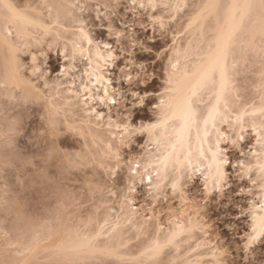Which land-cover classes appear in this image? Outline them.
<instances>
[{"label": "snow or ice", "instance_id": "obj_1", "mask_svg": "<svg viewBox=\"0 0 264 264\" xmlns=\"http://www.w3.org/2000/svg\"><path fill=\"white\" fill-rule=\"evenodd\" d=\"M0 14L12 67L0 89L23 85L46 101L39 138L59 134L61 112L73 115L75 123L64 122L81 150L53 146L39 159L47 165L62 154L95 205L77 243L44 249L47 264H94L117 245L136 249L123 264H227L200 201L222 196L232 176L237 202L219 227L236 234L248 264L264 241V0H0ZM34 175L53 182L43 168ZM196 178L199 201L188 187ZM169 196L172 206L158 210ZM80 204L67 190L59 200L61 208ZM190 204L198 211L183 212ZM40 245L37 232L17 255Z\"/></svg>", "mask_w": 264, "mask_h": 264}, {"label": "rangeland", "instance_id": "obj_2", "mask_svg": "<svg viewBox=\"0 0 264 264\" xmlns=\"http://www.w3.org/2000/svg\"><path fill=\"white\" fill-rule=\"evenodd\" d=\"M31 3L38 6L40 0H31ZM88 17L93 30H95V22L91 12L88 13ZM0 49H2V51L0 50V83H9L10 78L7 77V80L6 76L3 75L5 72L4 65L9 64V61L6 62L9 59V51L1 44ZM20 60H24L22 55ZM58 63L57 54L53 50L48 56V64L54 68ZM21 75H23V70H21ZM2 78L5 79L4 82H1ZM9 92H14L17 97L11 103L4 99ZM47 115L46 101L37 97L27 87L22 85L21 88L15 90L12 88L0 89V198H2L0 200V264H47L48 253L44 251L46 249L44 245L47 244L45 239L48 232L53 228L55 231L59 230L61 225L62 230L68 227L77 230L84 216L92 215L95 211L93 202L84 198L80 187L68 177V173L65 171L67 165L62 154L55 155L47 165L39 159L46 157L53 146L67 152L81 150L79 137L70 133L65 126L64 118L66 115L69 123H73L75 120L73 115L67 112H61L58 117V135L39 138L42 131L41 126H47ZM148 115L150 113H144V117ZM26 130L30 135H24ZM29 159L33 160V164L36 165L35 168L26 163ZM248 162L252 163V161ZM41 168L44 169V175L52 178V183L34 175ZM18 176L27 178L23 185L17 183ZM199 184L200 180L196 178L188 185L193 199L198 201L199 190L197 188ZM239 184V178L232 176L228 180L222 196L209 199L206 204L200 201L202 219L208 220L209 225H211L210 235L212 239L219 238L223 246L228 249L229 254L225 257L227 264H245L237 247L236 234L232 233L230 236L224 237L221 235V228L219 227L221 222L228 218L233 204L237 202V198L233 196V191ZM65 190L75 192L77 198L81 200V204L61 208L59 200ZM143 192L144 189L141 187L137 197H141ZM171 206L172 198L170 196L167 200L162 198L158 210L164 211L165 207ZM190 206L183 208L182 211L190 213L193 209V207L192 209L189 208ZM92 207L94 208L91 213ZM78 222L79 225L77 226ZM65 224L68 227L65 228ZM37 232H40L43 247L40 246L39 250L23 257L18 256L17 252L32 247ZM121 257L120 259L96 257L94 264H123ZM127 257L129 256L126 255ZM248 264H264V241L256 244L254 254L248 258Z\"/></svg>", "mask_w": 264, "mask_h": 264}, {"label": "bare ground", "instance_id": "obj_3", "mask_svg": "<svg viewBox=\"0 0 264 264\" xmlns=\"http://www.w3.org/2000/svg\"><path fill=\"white\" fill-rule=\"evenodd\" d=\"M4 15H6V14H0V32H3L4 31V29H5V27L8 25V21L6 20V19H4L3 18V16ZM12 27H13V29L15 28V24H13L12 25ZM1 45H3V47H5V49H7L8 50V48H7V46L6 45H4V44H1ZM1 51H2V49H0ZM9 51V50H8ZM8 58V57H7ZM5 59V58H4ZM7 61H9V59L8 60H6V62ZM7 66V67H6ZM6 66L4 65V67H5V72H4V77L8 80V78L7 77H11V75H12V67H11V65L10 64H6ZM2 71V70H1ZM3 73V72H2ZM2 75V76H3ZM3 77V78H4ZM2 78V80H1V82H4L3 80H5V79H3ZM9 82H10V80H8ZM21 87H22V85H21ZM20 87V88H21ZM24 87V86H23ZM25 91H27V90H25ZM59 103H62V101L61 102H59ZM145 113V112H144ZM144 113H140V116H144ZM70 115H72L71 113H70ZM73 117V116H72ZM72 119V118H71ZM73 119H75V118H73ZM73 121V120H72ZM76 122V120H74L73 121V123H75ZM250 163V162H249ZM252 163H254V161H252ZM192 182V181H191ZM93 205V204H92ZM191 205V204H190ZM189 205V206H190ZM94 207H95V205H94ZM94 207H92L91 208V210H90V212L93 210V208ZM192 207H193V209H192ZM189 208H191L192 209V211H191V213H194L195 211H196V209L194 208V206L193 205H191ZM89 209H90V207H89ZM89 209H87L88 211H89ZM94 210H95V208H94ZM86 211V210H85ZM89 212V213H90ZM93 212V211H92ZM91 212V213H92ZM190 212V211H189ZM86 213H87V211H86ZM92 214H94V212L92 213ZM89 216V215H88ZM85 217V216H84ZM193 219H195V216L193 215ZM73 225V224H72ZM71 225V226H72ZM79 225V222L77 223V226ZM62 226V225H61ZM60 226V229L59 228H55V229H59V230H57V231H55L54 230V228L52 229V230H50L49 232H48V235L46 236L47 238L45 239V241L47 240V244L46 245H44V247L45 248H52V247H55L56 245H60V244H64V245H72V244H75V243H77L78 241H77V238H76V235H75V233H76V230L73 228V229H69V227L68 226H66V224H65V228L66 227H68L67 229H64V230H62V227ZM70 226V227H71ZM81 226V225H80ZM79 226V227H80ZM64 227V226H63ZM74 227L76 228V226L74 225ZM79 227H77V228H79ZM76 228V229H77ZM41 240V239H40ZM46 243V242H45ZM40 246H42V244L40 245ZM43 247V246H42ZM100 247H103V244H101L100 245ZM117 248H118V250L117 251H115V252H112V253H108V254H105V255H102V256H98V257H114V258H119L120 259V257L122 256H125L126 257V255H128L129 257H131V256H133L134 254H135V251H136V249H134V250H132L133 249V247L130 249V247H129V249L127 248V249H123V248H119V246L117 245L116 246Z\"/></svg>", "mask_w": 264, "mask_h": 264}]
</instances>
